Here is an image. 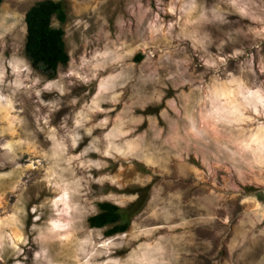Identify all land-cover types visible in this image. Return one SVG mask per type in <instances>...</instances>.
I'll list each match as a JSON object with an SVG mask.
<instances>
[{"label": "rangeland", "instance_id": "374dc122", "mask_svg": "<svg viewBox=\"0 0 264 264\" xmlns=\"http://www.w3.org/2000/svg\"><path fill=\"white\" fill-rule=\"evenodd\" d=\"M39 1L0 6V254L20 235L22 264H264V131L245 119L264 0H57L54 79L25 53ZM138 198L127 232L89 226Z\"/></svg>", "mask_w": 264, "mask_h": 264}, {"label": "trees", "instance_id": "16d2710c", "mask_svg": "<svg viewBox=\"0 0 264 264\" xmlns=\"http://www.w3.org/2000/svg\"><path fill=\"white\" fill-rule=\"evenodd\" d=\"M3 0H0V6ZM53 18L61 23L66 22L67 13L63 2L42 0L35 3L26 13L27 35L25 53L32 66L41 69L49 79H54L59 66H66L70 60L64 41L65 32L62 28L52 25ZM142 58L140 54L138 60ZM137 203V204H136ZM145 201L138 198L130 206V210H122L111 202L99 203V212L88 218L92 228L108 227L107 235L114 236L127 232L131 225V217L140 212ZM133 209V210H132ZM134 211V214L131 213Z\"/></svg>", "mask_w": 264, "mask_h": 264}, {"label": "clouds", "instance_id": "9594fccd", "mask_svg": "<svg viewBox=\"0 0 264 264\" xmlns=\"http://www.w3.org/2000/svg\"><path fill=\"white\" fill-rule=\"evenodd\" d=\"M167 11L169 13L174 14L175 8L169 7L167 9ZM157 18H159V16ZM192 22L195 23V21H192ZM161 27H163V25H161ZM168 28L171 29L172 24H169ZM204 64L207 65L206 62ZM210 68H215V66L213 65ZM194 70H195V68H194ZM201 71H204L207 73L206 69H201ZM228 76H231V73H228ZM215 77H216L215 75H212L211 78L214 79ZM249 108L251 110L252 116L245 117V119L248 120L250 123H256L258 121V126L261 128L262 131H264V95H261L260 99L257 101V103L254 105H250ZM133 199H135V197H133ZM32 211L35 212L36 209L33 208ZM39 219H40L39 216H35L33 218V228L30 229V231L35 230V221H38ZM225 223H227V221H225ZM22 227H23V225H22ZM8 239L10 241H12V243H10L8 245V247L11 248L13 250V252L10 255H8L7 257L5 255L0 254V264H22L21 259H19V257L21 256L19 244L20 243L27 244V240H25L23 238V236H20V235L11 236V237H8ZM41 255H42L41 252L35 253V256L37 258H40Z\"/></svg>", "mask_w": 264, "mask_h": 264}]
</instances>
